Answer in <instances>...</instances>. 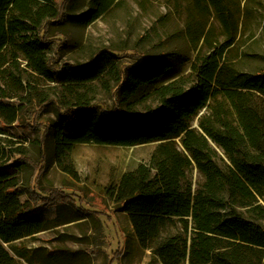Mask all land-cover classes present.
I'll return each mask as SVG.
<instances>
[{
	"label": "trees",
	"instance_id": "obj_1",
	"mask_svg": "<svg viewBox=\"0 0 264 264\" xmlns=\"http://www.w3.org/2000/svg\"><path fill=\"white\" fill-rule=\"evenodd\" d=\"M73 1L0 0V69L8 59L7 49L15 48L34 72L51 81L59 79L74 89L76 96V89L97 82L115 85L112 88L117 102L110 111L85 97L67 104L62 116L67 126L77 131L71 135L57 132L58 160L78 145L135 147L159 143L149 164L125 172L104 190L119 211L129 216L137 245L150 250L163 264L262 262L264 69L249 73L236 68L225 58L232 41L199 56L190 77L170 82H164L170 66L143 54L137 58L138 64L123 65L113 52L105 50L94 54L88 63L65 61L57 66V58L49 53L54 48L48 29L54 23L79 19L69 13ZM116 2H93L97 6L91 21L107 13ZM194 2L198 8H213L218 19L230 27L224 0ZM145 91L157 104L141 113L132 102ZM47 105L31 111L28 128L39 126L40 112ZM5 112L8 118L0 121V133L4 123L18 120L16 109L0 102V118ZM39 134L38 168L25 154L22 158L36 171V179L30 180L27 188V201L23 202L15 190L18 183L12 178L14 166L0 168V264H16L14 255L26 258L15 243L35 237L54 223L61 225L60 217L77 213L80 219L73 210L76 203L72 194L40 184L46 170L48 133ZM2 154L0 138V158ZM192 166L205 176L196 193L188 185L184 187ZM237 200L244 207L252 206L254 218L237 211ZM52 206L60 210L54 222L40 215ZM173 222L182 225V233L165 235Z\"/></svg>",
	"mask_w": 264,
	"mask_h": 264
},
{
	"label": "rangeland",
	"instance_id": "obj_2",
	"mask_svg": "<svg viewBox=\"0 0 264 264\" xmlns=\"http://www.w3.org/2000/svg\"><path fill=\"white\" fill-rule=\"evenodd\" d=\"M93 2L99 0H74L69 13L79 19L49 26L48 37L54 48L49 53L57 58V66L65 61L88 63L94 54L105 50L113 52L123 65L138 64L137 58L143 54L170 66L164 80L170 82L190 77L199 56L232 41L226 47L225 58L236 68L249 73L264 69V0H224L230 27L218 19L213 8H198L194 0H117L107 13L91 21L97 6ZM5 55L8 59L0 69V102L14 107L19 115L14 124L2 126L0 168L14 166L12 178L18 183L15 190L23 202L27 201L28 185L36 178L33 167L22 160L23 154L36 163L37 169L41 155L39 133L47 131L46 170L40 184L42 188L53 186L72 194L76 203L73 210L80 216H62L61 225L54 223L35 237L15 243L26 255L20 259L11 252L16 264H163L150 250L137 245L129 216L120 212L104 191L125 172L139 164H149L159 143L135 147L78 145L59 161L55 150L57 132L71 135L77 131L67 126L62 116L67 104L85 97L100 109L110 111L117 102L112 88L115 85L97 82L76 89L83 94L76 96L75 90L59 79L51 81L34 72L15 48L7 49ZM147 92L132 102V107L141 113L157 104ZM45 104L47 107L39 111V126L31 130V111ZM6 115H1V122L8 118ZM197 126L195 118L193 127ZM178 147L182 150L180 140ZM219 157L224 158L222 152ZM204 182L205 176L192 166L184 187L188 185L196 193ZM234 206L246 217L254 218L252 206L244 207L239 200ZM59 213L52 206L40 215L54 222ZM260 222L264 225V218ZM181 227L173 222L165 235L182 233ZM248 264H264V255L262 262Z\"/></svg>",
	"mask_w": 264,
	"mask_h": 264
}]
</instances>
